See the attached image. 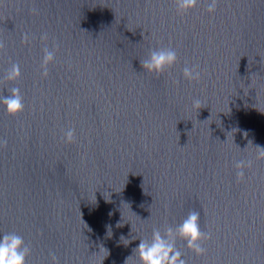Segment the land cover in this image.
Segmentation results:
<instances>
[{"label":"water","instance_id":"water-1","mask_svg":"<svg viewBox=\"0 0 264 264\" xmlns=\"http://www.w3.org/2000/svg\"><path fill=\"white\" fill-rule=\"evenodd\" d=\"M0 264H264V0H0Z\"/></svg>","mask_w":264,"mask_h":264}]
</instances>
